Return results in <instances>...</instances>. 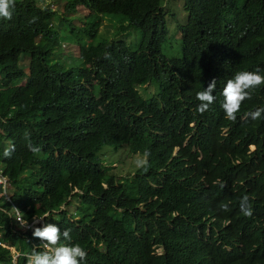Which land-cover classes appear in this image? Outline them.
Instances as JSON below:
<instances>
[{"label":"clouds","instance_id":"9594fccd","mask_svg":"<svg viewBox=\"0 0 264 264\" xmlns=\"http://www.w3.org/2000/svg\"><path fill=\"white\" fill-rule=\"evenodd\" d=\"M83 1L0 0V27L10 28L5 50L0 53V137L7 147L3 156L9 158L14 151L21 158V167L12 178L6 177L0 167V215H7L11 224L17 226L7 239L0 238V246L11 252L14 264H19L20 256L26 257L25 264H127L125 258L136 259L133 248L122 254L124 258L114 247L131 237H125L131 233L140 244L137 255L145 253L137 221L147 216L153 217L147 222L146 237L150 243L159 239L161 245L155 253L163 256L173 243L175 224L182 225L184 237L193 234L192 216H197V211L204 207L190 196L225 193L238 178L229 176V180L221 183L219 179L213 184L208 174L196 171L197 152L188 149L193 133L172 139L166 156L167 161H176L172 169L151 170L147 153L135 150L131 143L133 137L146 130L140 121L121 115L110 104L102 75L108 67L117 61L124 65L121 70L130 66L123 73H131L136 82L143 83L137 92L149 101L151 112L160 111L163 104L179 106L190 102L192 99L184 94L188 90L195 93L199 114L217 104L226 119L235 122L242 103L251 99L256 89L264 88V73L256 68L235 71L219 83L213 78L188 89L183 81L143 82L146 77L141 68L145 65L143 61L158 50L163 39L160 44L163 53L167 45L172 46L170 41L177 40L176 36L169 39V24H176L180 44L179 26L187 23L188 11L194 13L195 20L210 2L209 13H214L215 4L211 0H181L180 18L167 12L165 0H147L142 4H135V0H114L120 15L113 17L98 13L91 3ZM26 11L46 14L51 27L68 32L72 39L46 40L40 33L22 36L16 26L22 24ZM88 12L91 14L87 16ZM104 22L112 30H105ZM66 44L73 45L70 53L65 52ZM16 78L20 79L19 88L13 89ZM10 107L25 110L24 120L29 126L25 127L21 140L3 136L2 121ZM262 113L264 107L247 116L258 120ZM188 119L189 116H184L174 122L173 129ZM190 126L201 135L198 125ZM229 137L230 133L225 135L223 143ZM232 140L237 154L249 161L247 166L234 162L235 166L253 165L254 158L264 151V140L256 131L254 136ZM112 154L118 159L110 165L108 157ZM222 159V155H217L211 162ZM46 181H50L46 195L34 197L29 203L30 186ZM241 186L243 196L238 202V189L234 192L229 216L222 217L204 208V223L213 237L201 249L195 264L247 263L244 242L235 237L234 229L247 224L264 227V188L256 178L242 181ZM105 204H115V209L113 213L105 211L96 236L89 241L72 239L69 228ZM221 209L229 210L227 204ZM157 212L165 219L156 218ZM19 225L23 228L22 235L37 239L38 244L30 254L22 255L17 246L15 234H19ZM177 235L174 231V236Z\"/></svg>","mask_w":264,"mask_h":264},{"label":"trees","instance_id":"16d2710c","mask_svg":"<svg viewBox=\"0 0 264 264\" xmlns=\"http://www.w3.org/2000/svg\"><path fill=\"white\" fill-rule=\"evenodd\" d=\"M147 0H135V4H142ZM215 4V12H211V5L208 2L207 8L203 9L195 20L194 13L188 11L189 19L186 24L180 25L179 52L173 55H166L162 52L159 44L158 50L150 56L141 67L146 72L143 82L149 79H158L167 84L168 81L184 82L187 89L195 84H201L216 79L219 83L226 79L231 73L237 71H248V68L260 69L264 73V0H211ZM84 4L91 3L93 9L98 13L109 17L120 15L116 10L114 0H84ZM70 10H73L70 9ZM22 24L16 28L21 29L22 36L30 34H43L48 40L53 37H60L64 40L72 38L66 31H59V27H51L48 23V16L42 12L26 11L22 18ZM10 28L0 27V53H3L6 46V36ZM47 54V46L44 48V56ZM221 58V59H219ZM116 62L114 66L108 67L103 72L106 79L107 88L110 93V104L121 115L133 117L140 121L143 131L131 139L132 147L143 153H147L150 159V169L156 172L162 169L170 170L176 165L175 160L167 161L166 156L170 153L171 141L175 137L189 136L192 139L189 143V151L195 150L196 171H202L209 175L214 184L221 179V183L229 180L230 177H238L234 180L229 191L225 193L206 194L203 196H190V199H197L199 203L208 211L215 212L222 217L229 216L233 209L232 195L236 190V201H240L243 196L242 181L252 178L258 179L264 188V151L254 158V163L247 168L235 166L234 162L241 166H247L249 161L240 157L235 148L232 147V137L235 139H246L254 136L255 131L264 140V113L262 118L252 120L247 113L264 107V88L256 89L251 99L245 100L239 112L236 114L235 122L226 119L225 113L217 104H212L210 109L203 115L196 111L198 106L195 100V93L184 90V94L192 100L182 103L179 106L163 104L161 110L151 112L148 102L143 100L137 87L143 83L136 82L135 76L127 72L130 66H125ZM20 79L13 80V89H18ZM51 86V77L48 88ZM166 95V93H165ZM163 101V99H162ZM25 110L22 108H9L7 117L3 123V136L12 138L14 141L22 139L25 127L29 124L24 120ZM189 116L186 123L177 129H173L174 122ZM191 123L200 127L201 135L194 131ZM231 134L228 142L223 143L225 135ZM5 139L0 137V167L2 173L12 178L21 167L20 155L12 152L11 157L3 156ZM202 160L199 161L200 153ZM183 154V153H182ZM222 160L211 162L214 156H221ZM30 168V163L28 164ZM216 187V186H215ZM50 188V181L34 183L27 191L29 203L34 197H43ZM227 204L228 211H223L221 206ZM200 208L197 216H192L190 225L194 231L191 237L183 235L181 224L174 226L177 237L174 236L173 243L165 250L163 256L158 255L157 248L161 245L159 239L153 243L146 237L147 222L153 216H147L137 221V227L142 238L143 254L137 255L139 242L137 238L129 233L124 242L115 246L114 250L125 258L127 250L133 248L136 256L135 260L128 261L127 264H195L198 260L201 249L208 244L213 234H208V227L204 223L206 210ZM115 204H105L91 216H88L79 223L74 224L69 229L72 239H93L96 236L97 228L105 211L113 213ZM25 217L27 218L26 209ZM156 218L165 219L157 212ZM250 230H249V229ZM22 227L19 225V234H15L18 239L17 246L22 255L30 254L32 248L38 244L37 239L32 235H22ZM17 226L11 224V220L5 214L0 215V238L7 239ZM235 237L242 238L247 252L246 264H264V227H247L238 225L234 229ZM124 237V238H125ZM105 248L108 244L104 243ZM38 251L42 249H37ZM26 257L20 256L19 264L26 263ZM194 262V263H184ZM0 264H14L11 252L0 246Z\"/></svg>","mask_w":264,"mask_h":264},{"label":"rangeland","instance_id":"374dc122","mask_svg":"<svg viewBox=\"0 0 264 264\" xmlns=\"http://www.w3.org/2000/svg\"><path fill=\"white\" fill-rule=\"evenodd\" d=\"M165 5H166V10L168 13L170 12H173L175 15H177L178 18H180L182 16V13H181V7H182V2L181 0H165ZM91 14V12H88L87 16ZM78 23V22H76ZM176 24H173V23H170L169 24V31H170V37L169 39L173 38L174 36H176L177 40L176 41H170L172 42V46H169L167 45L165 48H164V53L166 55H173L175 52H179V37H177V28L175 27ZM112 26L107 23V22H104V29L107 30V31H110L112 30L111 28ZM177 31V32H176ZM179 34V32H178ZM72 48H73V45L71 44H66L65 45V52L66 53H70L72 51ZM148 89L150 91H154V88L153 87H150L149 85L147 86ZM105 152H107V149L104 150ZM121 158V156H120ZM117 159H118V156L115 155V154H112L108 157V163L110 165L114 164L117 162Z\"/></svg>","mask_w":264,"mask_h":264}]
</instances>
